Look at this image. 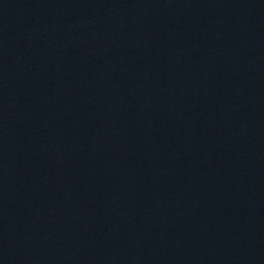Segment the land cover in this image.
Listing matches in <instances>:
<instances>
[{"label":"water","instance_id":"water-1","mask_svg":"<svg viewBox=\"0 0 264 264\" xmlns=\"http://www.w3.org/2000/svg\"><path fill=\"white\" fill-rule=\"evenodd\" d=\"M0 264H264V0H0Z\"/></svg>","mask_w":264,"mask_h":264}]
</instances>
